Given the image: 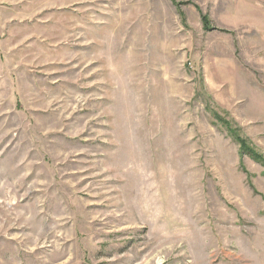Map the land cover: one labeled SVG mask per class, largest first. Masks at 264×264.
<instances>
[{"label": "rangeland", "instance_id": "obj_1", "mask_svg": "<svg viewBox=\"0 0 264 264\" xmlns=\"http://www.w3.org/2000/svg\"><path fill=\"white\" fill-rule=\"evenodd\" d=\"M227 129L264 157V0H0V264H264Z\"/></svg>", "mask_w": 264, "mask_h": 264}, {"label": "trees", "instance_id": "obj_2", "mask_svg": "<svg viewBox=\"0 0 264 264\" xmlns=\"http://www.w3.org/2000/svg\"><path fill=\"white\" fill-rule=\"evenodd\" d=\"M203 19L206 21L207 18L206 17H203ZM214 115V118L216 121L215 124H218L221 125V126H225L226 128H228V123L222 119L218 114L216 113H213ZM229 131V129H227ZM229 133L231 134L230 136L233 137V140L239 144L240 146V149H241V152L243 154H247L253 161H255L256 163H259L261 164L263 167H264V157L260 154H258L257 152H255L254 150H251L249 149L247 146H246V143L244 142V140H241L237 135L236 133H232L229 131Z\"/></svg>", "mask_w": 264, "mask_h": 264}]
</instances>
